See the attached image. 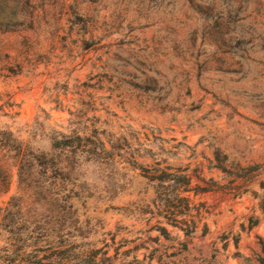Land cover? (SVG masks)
<instances>
[{
	"label": "rangeland",
	"instance_id": "374dc122",
	"mask_svg": "<svg viewBox=\"0 0 264 264\" xmlns=\"http://www.w3.org/2000/svg\"><path fill=\"white\" fill-rule=\"evenodd\" d=\"M6 207L0 264H264V0H0Z\"/></svg>",
	"mask_w": 264,
	"mask_h": 264
},
{
	"label": "trees",
	"instance_id": "16d2710c",
	"mask_svg": "<svg viewBox=\"0 0 264 264\" xmlns=\"http://www.w3.org/2000/svg\"><path fill=\"white\" fill-rule=\"evenodd\" d=\"M0 212H2V213H0V215H2L1 218H2V219H5L6 215L8 214V208H7V207H6V208H0ZM8 231L11 232L10 230H8ZM5 242H6V243H5V247H6L5 249H8V248H7V245H6V244H8V243H7V241H5ZM5 249H4V250H5ZM14 264H15V263H14ZM16 264H21V263L18 262V263H16Z\"/></svg>",
	"mask_w": 264,
	"mask_h": 264
}]
</instances>
